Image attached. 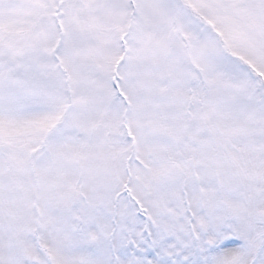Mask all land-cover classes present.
Segmentation results:
<instances>
[{
	"label": "snow or ice",
	"instance_id": "1",
	"mask_svg": "<svg viewBox=\"0 0 264 264\" xmlns=\"http://www.w3.org/2000/svg\"><path fill=\"white\" fill-rule=\"evenodd\" d=\"M0 264H264V0H0Z\"/></svg>",
	"mask_w": 264,
	"mask_h": 264
}]
</instances>
